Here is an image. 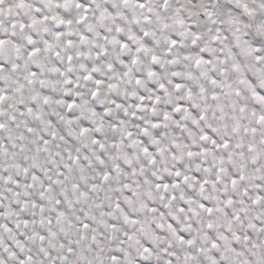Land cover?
<instances>
[{
  "label": "snow or ice",
  "instance_id": "6c2138e0",
  "mask_svg": "<svg viewBox=\"0 0 264 264\" xmlns=\"http://www.w3.org/2000/svg\"><path fill=\"white\" fill-rule=\"evenodd\" d=\"M0 264H264V0H0Z\"/></svg>",
  "mask_w": 264,
  "mask_h": 264
}]
</instances>
